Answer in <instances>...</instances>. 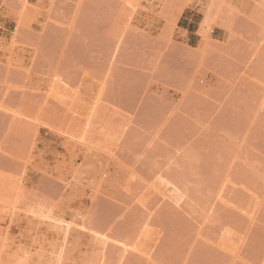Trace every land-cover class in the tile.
<instances>
[{
  "label": "rangeland",
  "instance_id": "obj_1",
  "mask_svg": "<svg viewBox=\"0 0 264 264\" xmlns=\"http://www.w3.org/2000/svg\"><path fill=\"white\" fill-rule=\"evenodd\" d=\"M0 264H264V0H0Z\"/></svg>",
  "mask_w": 264,
  "mask_h": 264
},
{
  "label": "bare ground",
  "instance_id": "obj_2",
  "mask_svg": "<svg viewBox=\"0 0 264 264\" xmlns=\"http://www.w3.org/2000/svg\"><path fill=\"white\" fill-rule=\"evenodd\" d=\"M10 111V110H9ZM11 112V111H10ZM19 115V114H18ZM31 120H33V118H31ZM32 122H34V121H32ZM9 214V213H8Z\"/></svg>",
  "mask_w": 264,
  "mask_h": 264
}]
</instances>
